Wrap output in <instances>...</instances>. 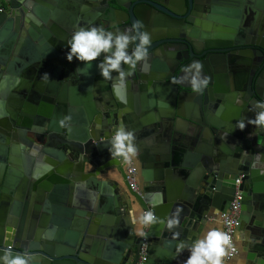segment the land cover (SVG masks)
Wrapping results in <instances>:
<instances>
[{"label":"water","instance_id":"water-1","mask_svg":"<svg viewBox=\"0 0 264 264\" xmlns=\"http://www.w3.org/2000/svg\"><path fill=\"white\" fill-rule=\"evenodd\" d=\"M44 1L51 18L44 19V46L32 52L22 48L35 23L32 0H7L0 15V256L28 254L32 264H136L145 252V264H183L189 252H178V244L197 239L209 217L229 208L244 175L248 264H264V143H257L264 132L236 127L264 100V1L202 0L199 20L192 16L198 0ZM63 4L72 6L60 24ZM137 22L151 44L143 70L138 63L121 87L122 98L100 74L102 57L87 68L67 60L77 26L123 31ZM198 36L200 63L190 66L184 57L177 64L181 50L199 52ZM121 122L135 132L145 176L138 190L128 182L126 160L109 152ZM35 154L49 158L46 180L30 164L16 166L19 156ZM86 186L89 200L79 194ZM71 188L78 192L67 197ZM160 195L163 202L153 203ZM32 202L40 214L31 225ZM135 206L151 209L157 222L140 228L127 214ZM178 209L179 222L169 229Z\"/></svg>","mask_w":264,"mask_h":264},{"label":"clouds","instance_id":"clouds-1","mask_svg":"<svg viewBox=\"0 0 264 264\" xmlns=\"http://www.w3.org/2000/svg\"><path fill=\"white\" fill-rule=\"evenodd\" d=\"M138 26L139 22L123 31H106L95 24L77 26L67 40L69 50L66 58L70 62L74 58L85 62L87 68L91 66L92 61L102 57L97 63L100 74L105 80L113 81L112 87L116 96L122 98L121 87L138 63L143 70L144 64L141 62L146 61L151 44L150 33L137 31ZM130 46L131 51H129ZM83 69H80L81 72L87 74ZM253 110L254 116L247 120L236 121V127L243 130L246 124H252L257 132H264V100L255 101ZM107 142L110 145L109 152L115 160L131 159L136 154L135 132L126 128L123 122ZM257 143H264V140L258 139ZM162 202V195L153 201L155 204ZM157 219L151 210H146L138 216V222L143 226L155 224ZM178 222L179 209L168 219L167 227L172 229ZM233 247L232 236L229 233L220 227H210L190 243L181 241L177 251L182 252L187 248L189 255L184 264H224L222 258L226 249ZM0 264H32V257L28 254L13 255L6 252L0 256Z\"/></svg>","mask_w":264,"mask_h":264},{"label":"crops","instance_id":"crops-1","mask_svg":"<svg viewBox=\"0 0 264 264\" xmlns=\"http://www.w3.org/2000/svg\"><path fill=\"white\" fill-rule=\"evenodd\" d=\"M254 1H258V0H254ZM261 1H264V0H261ZM46 2L44 0H32V4L30 5L31 9L29 12L32 16V22H35V23H33L34 26L32 25V27H31L32 32L29 31V29L25 30L26 31L25 32L26 38H28L29 40L27 41V43H25L23 45L22 48L25 49L27 52H30V51L32 52V50L34 48L38 49V48H40L39 46H42V45L44 46L43 41L45 40V38H44L43 26L47 25L46 21L44 19H45V17H47V20H49L51 18L49 15L50 13L47 12L49 9H47ZM72 2L75 3V1H72ZM72 4L68 5L69 7L66 6L65 4H63L61 6V8H59V12H58L57 16L56 15L55 16H56V20H58V22L60 24H62V22H66V19H67L66 15L67 14L70 15V12L68 11V9L72 6ZM8 7H9V4L7 3V8ZM17 11H18L19 20L20 21L23 20L22 12L20 10H17ZM52 15L54 16V13ZM9 17H11V16H9ZM13 22H14V24H16V22H17L15 17H14ZM26 25H28L30 27V25L27 24V22H26ZM33 34H36L37 37H34ZM29 48H32V49L28 50ZM138 154H139V152H136L133 159L135 160V162L138 166V183H139V187H141L144 183L145 176L143 175V168L141 166V161L138 158ZM17 161H18L17 162L18 165H16V166H18L22 169L24 168L25 164L27 163L28 165L30 164V166L34 172L38 171V170H40V171L42 170L41 171L42 176L39 177L41 180H46V178L50 174L49 158H45L44 156L39 157L38 155L35 154L34 156H32V160L24 159L22 156H19L17 158ZM110 176L111 175H103V176H100L99 179L100 178H104V179L107 178L108 179V177H110ZM112 188H113V186H112ZM89 191L91 192L90 188L87 186L81 188L79 190V192H80L79 194H81V198H84L85 200H89V197H88ZM73 192L74 193L78 192V190H76V188H73V189L71 188V189H69L68 192H66V196L71 195ZM142 213H143V209H141L138 206H135L134 210H128L127 214H128V217L130 219H132V221L138 222V216ZM39 214L40 213L36 207V202H32V204L29 206V210H28V219H29L31 225L33 224V221H35V215L39 216ZM241 217H242V214H241ZM242 220H243V217H242ZM138 224H139V227L141 228V224L139 222H138ZM210 227H220L223 230V225H222V222L220 219V214L216 217L211 216L208 218L207 222H205V227L203 229H201V231L198 233V237H200ZM248 227H250V224L244 223V225L240 226V228L238 229V233L236 235V241L238 244L239 253L234 259L227 261L226 264H248V262L250 261L248 258V253H249L248 242H249V239L251 236V230ZM187 257L185 258V260L187 259ZM183 264H184V262H183Z\"/></svg>","mask_w":264,"mask_h":264},{"label":"built area","instance_id":"built-area-1","mask_svg":"<svg viewBox=\"0 0 264 264\" xmlns=\"http://www.w3.org/2000/svg\"><path fill=\"white\" fill-rule=\"evenodd\" d=\"M6 8H7V0H0V15L4 13ZM125 160H126V173H127L128 182L132 187V189L138 190L139 189L138 166L133 158L125 159ZM243 176L244 175H239L236 178L237 188L234 194V199L231 202V205L227 210L222 211L220 213V219L223 225V230L232 236V242L234 246L232 249H226L225 256L223 258L224 264H226L227 261L234 259L239 253V248L236 241V235L238 233V229L241 226L242 201L244 195H243V191L239 188V185L242 182ZM146 210H151V209H144L143 212ZM146 247L147 244H144L143 249L145 250ZM146 261H147V255L144 252L136 264H145Z\"/></svg>","mask_w":264,"mask_h":264},{"label":"flooded vegetation","instance_id":"flooded-vegetation-1","mask_svg":"<svg viewBox=\"0 0 264 264\" xmlns=\"http://www.w3.org/2000/svg\"><path fill=\"white\" fill-rule=\"evenodd\" d=\"M110 3L114 6H118L117 3L114 1V0H111ZM203 6V2L202 0H198L197 2V8L194 10V13L192 14V16L197 20H199V18L201 17L200 15V12H202L201 8ZM9 8V7H8ZM4 11V13L7 11V9ZM3 14V13H2ZM107 25V24H104V26ZM120 30L123 29V26L121 28H119ZM125 29V28H124ZM118 30V28H117ZM201 35V34H200ZM196 42H197V46H196V50H198L199 52L197 54H195V52H193L191 49L188 50V49H183L180 51L179 53V56L178 58H176V61L177 64H180V61L184 58V57H188L189 58V61L191 62L190 63V66H193V65H197L198 63H200L199 59L197 58L196 55H198L199 53H202L203 52V41L201 39L200 36H198L196 38ZM130 51V49H129ZM185 61V60H183ZM174 64V63H173Z\"/></svg>","mask_w":264,"mask_h":264}]
</instances>
